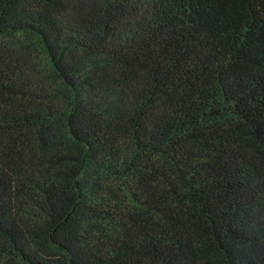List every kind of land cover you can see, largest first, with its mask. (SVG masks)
Wrapping results in <instances>:
<instances>
[{
	"label": "trees",
	"instance_id": "trees-1",
	"mask_svg": "<svg viewBox=\"0 0 264 264\" xmlns=\"http://www.w3.org/2000/svg\"><path fill=\"white\" fill-rule=\"evenodd\" d=\"M0 264H264V0H0Z\"/></svg>",
	"mask_w": 264,
	"mask_h": 264
}]
</instances>
